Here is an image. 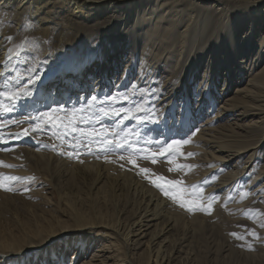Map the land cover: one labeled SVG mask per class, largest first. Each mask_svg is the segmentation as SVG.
Returning <instances> with one entry per match:
<instances>
[{
	"label": "rangeland",
	"instance_id": "rangeland-1",
	"mask_svg": "<svg viewBox=\"0 0 264 264\" xmlns=\"http://www.w3.org/2000/svg\"><path fill=\"white\" fill-rule=\"evenodd\" d=\"M250 3L112 0L86 20L60 6L48 17L55 23L48 35L33 28L24 8L21 17L0 10V35L11 37L15 48L13 69L24 77L44 67L49 83L43 96L0 123V181L11 189L0 187V259L152 264L147 239L138 236L145 228H133L148 201L157 200L161 227L167 220L175 224L167 235L178 244L170 264H264V101L256 98L264 87L255 81L264 76V0ZM120 31L125 36L110 47ZM99 39L113 65L106 86L54 104L51 91L64 66L96 53ZM92 59L89 79L97 84L98 59ZM11 79V73L3 76L0 92ZM136 105L155 111L159 122H146L148 112H137ZM101 106L120 115L102 117ZM50 110L62 123H41L33 132L31 121ZM124 110H131L128 118ZM141 115L145 122L136 118ZM72 127L119 133L111 137L114 150L97 156L95 142L85 150L86 136ZM8 139L19 142L4 145ZM175 140L179 150L165 151ZM161 177L165 190L199 207L189 211L166 195L153 182ZM78 217L98 225L78 228ZM89 231L91 243L68 248L70 237L80 241Z\"/></svg>",
	"mask_w": 264,
	"mask_h": 264
},
{
	"label": "bare ground",
	"instance_id": "bare-ground-1",
	"mask_svg": "<svg viewBox=\"0 0 264 264\" xmlns=\"http://www.w3.org/2000/svg\"><path fill=\"white\" fill-rule=\"evenodd\" d=\"M248 1L250 3V2L262 1V0H248ZM111 3L112 0H0V10H2L3 7H5L6 9H14V13L16 14V16L21 17L24 14L21 13L22 11L20 9L24 8L23 10L29 11L30 15L28 17L30 18V22L33 28L41 29L44 35H48L51 32L50 26L55 24L52 23L51 18L48 17H50L51 14L55 13L54 12L55 8L61 6L60 8H62V12L64 14L67 13L68 15L76 19L86 20L87 18H96L100 16L101 13L104 12L102 9ZM114 4L115 3H113V5ZM61 34H62V30L59 31L58 35L61 37ZM0 36H4V34ZM123 36H125V34L121 33V31L118 35L115 34V36L110 42V47L114 45L117 46L122 40ZM6 38L8 37L4 36L0 38L1 40L0 41V85L2 83L3 76L7 73H11L12 79L9 81L8 85L6 86L3 92H10L12 90L24 91L30 88L31 95L24 99L19 100L15 104L9 103L7 96L0 97L1 124L8 123L13 118V115L16 114V112L28 108L33 98L41 95L43 96V90L46 89H47L46 91L49 90L48 87L49 83L46 82L47 79L44 77L43 74L44 67L43 68L41 67L40 69L36 70L34 74L32 73L29 75L27 73L28 75L24 77L20 76L21 73V72L19 73L20 70L13 69V62L16 55L14 54L15 48L13 45H10L8 43V39ZM103 40L104 39H99L98 44L100 46L96 53H93L91 56L89 57L87 56L77 62H73L71 64L69 63L64 66V70L60 74V80L58 81V84L56 85L55 89L51 91L54 94L53 95L54 104L68 100L69 97L77 98V99L79 98L85 99L89 94L92 93L93 89L95 92L96 90L99 89L100 85L103 84L106 86L109 75L111 76V74H113L112 71L113 65L108 59L109 50H106L102 46V44H105L103 43L105 42ZM59 41H61L60 38ZM262 44L264 45V39L262 40ZM106 46L109 47V44ZM92 58L98 59L97 67L96 69H94L95 74L98 73L97 81H96L97 84L91 83L90 82L91 79H89L92 77L93 74V71L91 70L92 68L90 67L93 61ZM246 58L247 57H245V59ZM255 81L260 83L264 87V76H261L260 79H256ZM21 85H23V88L22 89L18 88V86ZM256 98H257V102L264 101V95L262 93H259L258 96H256ZM5 107L14 108V111L5 112L4 111ZM260 128L264 129L262 127ZM17 142L19 141L8 139V141L6 140L5 142H3V144L9 145ZM148 202L149 203H147L145 210L140 213V216L143 220L135 224L133 228L134 230L133 229L131 230L137 232L145 228V230L139 233L138 236L143 235V237L147 239L146 246L148 245L149 249L147 248L146 250L148 251L149 259L152 262V264H170L174 259V253H177V251L175 250V243H176V247H178V244L174 240L167 241V239H169L167 235L174 230L175 224L173 221L167 220L165 225L161 227V225L158 222L160 220L159 215L162 214L159 208L161 204L157 200L148 201ZM77 219H78L77 220L78 228L84 229L90 226L96 227V225H98L94 223L84 224L80 221L82 217H78ZM153 227L155 228L151 230ZM90 232L91 231H89L88 234L82 235L80 241L79 239H75V238L72 239L70 237V239L67 241L68 248L70 249L72 247L74 248V245L76 243L79 247L91 243L93 237L89 235ZM116 233L119 235H123V233L122 234L119 232ZM123 241L126 244V246L129 247L130 240L127 238V239H123ZM7 257L8 256L2 255L1 259L3 260L0 259V264L3 263L6 264L8 261ZM46 262H48V260H46ZM57 264H63V263L60 261V263L58 262Z\"/></svg>",
	"mask_w": 264,
	"mask_h": 264
},
{
	"label": "snow or ice",
	"instance_id": "snow-or-ice-1",
	"mask_svg": "<svg viewBox=\"0 0 264 264\" xmlns=\"http://www.w3.org/2000/svg\"><path fill=\"white\" fill-rule=\"evenodd\" d=\"M8 40H11V37L6 38ZM34 79V78H33ZM18 88L22 89L23 85L18 86ZM31 95V89H27L24 91L21 90H12L10 92H0V97L2 96H7L9 103L11 104H15L16 102H18L21 99H24L28 96ZM91 99L93 101H95L97 98L95 96L91 97ZM111 100L113 102L116 101V97H111ZM136 110L137 112H148L147 118H146V122L148 123H154V122H159V118L157 117L155 111H149L147 109L141 108L139 105H136ZM5 112H11L14 111V108L11 107H5L4 108ZM54 110H50L48 112L43 113L42 115H40L39 119L37 120H32L31 123H33L35 126L32 128L33 132H37L40 129V125L41 123H48L50 126H57L58 124H61L62 121L58 120L56 117L53 116L52 112ZM100 115L102 117H108L110 115H114V116H119L120 115V111L114 109V108H105L103 106L100 107L99 109ZM131 115V110H124V118H128ZM180 117L183 119L187 118V110H185V112L180 113ZM137 119H139L141 122H145V117L143 115L136 117ZM76 117L75 114L73 113V119L69 121V124H72L75 121ZM171 119L176 120V113L173 112L171 113ZM181 122V121H178ZM122 123V120L117 122V127H119V124ZM72 131L76 132L79 131L82 135L86 136V140L84 141V149L88 150L90 147V144L92 142H95L99 148V151L96 152L97 156L101 155V154H107V152L109 150H114V149H110L109 146L113 145V140L111 137L114 136H118L119 133L116 132H109L107 128L101 129L99 132H96L95 130H90L85 132V129L80 128L77 129L76 127H72ZM24 134H28V130L25 129ZM186 142V141H185ZM181 146V141L179 140H175L172 143L167 144V148L165 149V151H178L179 147ZM70 147H73L74 150L78 151V149L76 148L75 145H70ZM120 148L124 147L123 143L119 144ZM71 154V153H70ZM91 154V153H89ZM191 155V154H189ZM121 159H123V156H121ZM133 164H135V161H132ZM142 171L147 172V169H142ZM9 180H15L17 179L16 177H8ZM163 178H159V180L157 181H153L157 187L161 188L162 190L165 191L166 195L171 194L173 196V198H178L180 200L181 206H186L188 208L189 211H193L196 208L199 207V205L197 204L196 200H184L183 196L180 195L179 193H171V189H164L163 184L160 182L162 181ZM168 185H172V186H176L180 184V181H167ZM0 187L5 188V190H11L10 188H7L4 183L2 181H0ZM180 192H183V189L180 190Z\"/></svg>",
	"mask_w": 264,
	"mask_h": 264
}]
</instances>
